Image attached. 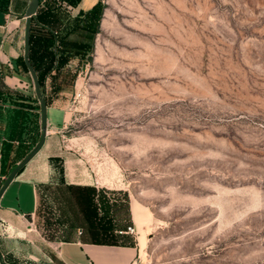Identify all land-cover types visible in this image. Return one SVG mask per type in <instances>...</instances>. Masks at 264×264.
<instances>
[{
  "label": "rangeland",
  "instance_id": "374dc122",
  "mask_svg": "<svg viewBox=\"0 0 264 264\" xmlns=\"http://www.w3.org/2000/svg\"><path fill=\"white\" fill-rule=\"evenodd\" d=\"M102 1L103 32L64 73L69 173L142 208L137 264H264V0Z\"/></svg>",
  "mask_w": 264,
  "mask_h": 264
},
{
  "label": "crops",
  "instance_id": "0c3cea01",
  "mask_svg": "<svg viewBox=\"0 0 264 264\" xmlns=\"http://www.w3.org/2000/svg\"><path fill=\"white\" fill-rule=\"evenodd\" d=\"M31 1L0 0V110L7 113L10 130L23 125V144L35 148L31 143L35 141L32 135H36V129H29L28 124L37 123L41 137V106L35 92L28 91L30 73L18 63L24 57V16ZM101 1L40 0L32 19V63L38 78L41 75L43 80L48 134L42 150L20 171L0 200V264L138 263L140 240L136 234L127 233L135 220L132 208L124 215L126 201L120 194L101 190L88 179L83 183L80 176L84 177V173L70 174L71 164L55 145V135L67 122L73 97L67 93L69 85L64 73L75 62L83 61L84 55L94 48L98 33L103 32L106 12L92 13ZM47 39L56 42L49 45ZM57 49L73 56L59 69L48 58ZM6 179L0 175V189ZM52 198L58 207H52V201V208L48 206ZM46 204L48 210H57V219L40 218Z\"/></svg>",
  "mask_w": 264,
  "mask_h": 264
},
{
  "label": "water",
  "instance_id": "95a60500",
  "mask_svg": "<svg viewBox=\"0 0 264 264\" xmlns=\"http://www.w3.org/2000/svg\"><path fill=\"white\" fill-rule=\"evenodd\" d=\"M40 6V0H32L26 13H25V40H24V60L32 78L34 92L38 98L41 106V137L36 147L26 156V158L17 164L12 170L10 175L7 177L5 184L0 189V200L8 188V186L15 180L17 175L23 170L32 159L42 150L45 145L47 134H48V107L45 96L42 93L41 85L39 82L38 75L30 62V46H31V24L32 19L37 15V11Z\"/></svg>",
  "mask_w": 264,
  "mask_h": 264
},
{
  "label": "trees",
  "instance_id": "16d2710c",
  "mask_svg": "<svg viewBox=\"0 0 264 264\" xmlns=\"http://www.w3.org/2000/svg\"><path fill=\"white\" fill-rule=\"evenodd\" d=\"M101 2L97 5V7H95V10L92 13H95V11H100L101 14L103 13L104 5ZM39 19H40V17L38 15L37 16V21ZM56 40L58 41L57 37H56ZM56 40L53 41V39L52 40L47 39V43L49 45H51V44L54 45ZM59 40L63 41V38H61ZM33 42H34V37H33V34L31 32L30 62L32 64V66H34L33 63H32ZM57 50H58V52L56 54L55 53H51V55H48V58L51 57V61L56 62L55 68L59 69L61 67H64L65 65H67L71 61V58H73V56L70 55V54L60 53L59 49H57ZM84 56L86 57V55H84ZM18 63L20 64L22 69L29 75V70H28L27 65L25 63L24 57L19 59ZM50 71H52V70H49V72ZM39 82H40V85L42 87L43 86V80H42V76L41 75H39ZM19 125H20V128L18 130H17V127L13 131L11 129L10 139H8L9 142L6 144L5 156L6 157L10 156L12 152L15 153V157H14L13 161H11V165L10 166L5 165V167L3 168L4 175L7 176V177L10 175L12 170L17 166V164L22 162L26 158V156L34 148V147H30L29 148L28 146H25L23 144L22 135L24 133V127H23L22 124H19ZM15 141L18 142L17 147H15V145H14ZM34 146L36 147V144ZM56 160L59 161V159H56ZM60 173L61 174L63 173V170L61 168H60Z\"/></svg>",
  "mask_w": 264,
  "mask_h": 264
},
{
  "label": "bare ground",
  "instance_id": "6f19581e",
  "mask_svg": "<svg viewBox=\"0 0 264 264\" xmlns=\"http://www.w3.org/2000/svg\"><path fill=\"white\" fill-rule=\"evenodd\" d=\"M134 215H135L136 223L142 224L144 220V214L142 208L139 205L135 206Z\"/></svg>",
  "mask_w": 264,
  "mask_h": 264
},
{
  "label": "built area",
  "instance_id": "2783aa9c",
  "mask_svg": "<svg viewBox=\"0 0 264 264\" xmlns=\"http://www.w3.org/2000/svg\"><path fill=\"white\" fill-rule=\"evenodd\" d=\"M123 233V232H122ZM127 233H130V234H136V229L135 227H129L128 230H127Z\"/></svg>",
  "mask_w": 264,
  "mask_h": 264
}]
</instances>
